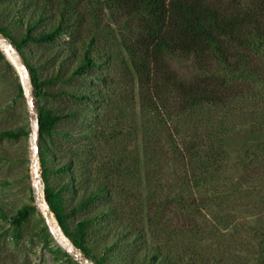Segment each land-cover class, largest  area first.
Here are the masks:
<instances>
[{"label":"trees","instance_id":"obj_1","mask_svg":"<svg viewBox=\"0 0 264 264\" xmlns=\"http://www.w3.org/2000/svg\"><path fill=\"white\" fill-rule=\"evenodd\" d=\"M107 17L119 22L118 51ZM0 35L30 73L46 202L86 258L238 264L184 241L203 242L209 206L245 189L225 183L231 148L243 150L245 173L264 165V0H0ZM117 53L139 107L126 132L104 106ZM0 60L15 70L1 50ZM30 134L23 125L0 140ZM36 211L1 217L19 234Z\"/></svg>","mask_w":264,"mask_h":264},{"label":"rangeland","instance_id":"obj_2","mask_svg":"<svg viewBox=\"0 0 264 264\" xmlns=\"http://www.w3.org/2000/svg\"><path fill=\"white\" fill-rule=\"evenodd\" d=\"M107 24L110 25L108 27L110 44L118 51L122 36L113 29L118 30L119 22L117 24L115 20L110 21L107 17L103 27L106 28ZM3 51L9 57L4 48ZM9 59L7 58L8 61ZM123 63H126L125 59L123 61V53L122 56L121 53H117L115 65L111 70L116 78V83L109 91L112 103L110 107H107V104L104 106L106 112L110 114L108 117L110 125H117L126 132L131 117L135 116L139 107L135 105L133 109V106L129 105L128 98L131 96L132 85L125 77ZM19 74L23 75L20 69L11 71L6 62L0 60V132L23 125H27L31 132L27 98L19 97L18 82L22 85ZM23 82L28 88L26 81ZM243 122L250 127L249 117ZM258 141L261 143L263 140ZM123 143H130L129 149L134 147L131 142ZM231 151L233 153L227 167L225 183L230 186L237 182L243 183L246 185L245 189L230 198H222L216 205L211 204L205 212L207 228L203 242L199 244L188 237L184 244L187 247H201L209 257L222 253L238 264H258L259 251L264 243V165L259 171L255 169L257 175L252 176L245 173L247 163L242 157L241 147L231 148ZM32 159L30 137L18 141L0 140V264H62L64 258L58 248L67 253L60 242L53 235L52 238H48L45 231V227L48 226L44 218L45 213L39 204L37 206L33 195ZM244 176L246 180H242ZM41 194L43 195V191ZM26 205L36 206L37 211L31 213L17 234L11 220H5L1 215L3 213L11 219ZM179 241L181 242V239L177 240L176 244L180 245ZM261 264H264V259Z\"/></svg>","mask_w":264,"mask_h":264},{"label":"water","instance_id":"obj_3","mask_svg":"<svg viewBox=\"0 0 264 264\" xmlns=\"http://www.w3.org/2000/svg\"><path fill=\"white\" fill-rule=\"evenodd\" d=\"M4 42V43H3ZM4 46L6 50L14 57L13 62L9 59V57L3 51ZM0 50L4 52L6 57L9 59L11 64L17 70V67L20 69L23 75H20V79L22 82L24 95L28 101V110L30 113V121H31V152L33 154L32 159V167L31 174L33 176V195L34 199L37 203H41V191H43L44 202L42 203V208L45 212L44 218L46 219V223L49 226L51 234L60 242L61 247L66 249L69 256L78 264H94L88 258H86L80 250H78L74 244L64 235V233L58 232L54 227L50 226V222L52 221L54 215L51 212L44 195V181L41 176V167H40V149H39V138L41 135V119L40 112L35 103L34 97L32 95V82L30 78V73L26 66L24 65L20 55L14 48V46L4 37L0 36ZM18 63V65H17ZM18 71V70H17ZM19 73V72H18ZM24 81H26L28 88L25 87ZM59 225V224H58ZM60 228V226H59ZM61 230V228H60ZM62 231V230H61Z\"/></svg>","mask_w":264,"mask_h":264},{"label":"bare ground","instance_id":"obj_4","mask_svg":"<svg viewBox=\"0 0 264 264\" xmlns=\"http://www.w3.org/2000/svg\"><path fill=\"white\" fill-rule=\"evenodd\" d=\"M4 43V42H3ZM4 50L8 53V55H9V57H10V59L12 60V62H13V60H14V57L6 50V47L4 46ZM6 54V53H5ZM17 65H18V63H17ZM18 68V67H17ZM19 69V68H18ZM17 69V70H18ZM28 87V86H27ZM40 200H41V203H39V206H40V208H42V203L44 202V199H43V195L41 194V198H40ZM43 209V208H42ZM44 211V210H43ZM45 213V212H44ZM50 226L51 227H54L58 232H60L61 233V231L59 230V227H58V225H57V222H56V220H55V218L53 217V219H52V221L50 222Z\"/></svg>","mask_w":264,"mask_h":264}]
</instances>
